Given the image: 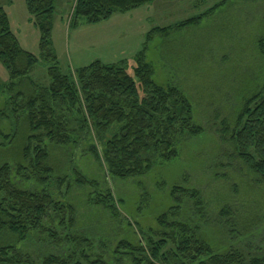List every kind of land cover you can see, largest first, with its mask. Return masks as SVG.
I'll return each instance as SVG.
<instances>
[{"label":"rangeland","instance_id":"1","mask_svg":"<svg viewBox=\"0 0 264 264\" xmlns=\"http://www.w3.org/2000/svg\"><path fill=\"white\" fill-rule=\"evenodd\" d=\"M215 3L155 0L116 12L104 25L95 27L83 18L70 25L73 0H56L52 42L63 72L71 73L95 59L104 63L124 60L132 72L136 54L145 48L154 81L164 88H178L191 104L194 122L204 129L199 136L179 140L176 159H157L149 172L128 179L109 176L89 153L90 145H100L92 131L67 146L48 143L53 178L65 176L69 180V190L64 184L59 191L56 183H51L50 191L56 199L73 205L76 230L90 238L95 253L102 252L110 264H118L112 253L118 241L138 244L142 233L159 231L157 218L164 212L170 220L196 228L219 252L231 247L249 255L264 254V184L235 157L229 140L245 100L258 91L264 94V0H230L208 13ZM0 5L21 47L38 55L39 30L30 19L25 0H0ZM199 16L193 25L175 28ZM155 27L169 30L163 33L154 31ZM99 33L104 37L97 42L94 37ZM30 77L41 86L49 83L43 63L31 70ZM8 81L0 62V84ZM14 96L15 92L0 85V144L11 141L6 136L16 128L28 134L26 124L18 126L14 121ZM14 145H0V164L21 159V149ZM76 171L94 185L77 186ZM173 186L197 191L203 214L197 212L190 198H184L179 214L171 215ZM107 187L116 200L115 215L90 202L95 192ZM31 188L42 186L33 182ZM227 207L230 215L225 218L220 211ZM34 247L28 244L24 249L33 252ZM120 264L132 262L124 258Z\"/></svg>","mask_w":264,"mask_h":264},{"label":"trees","instance_id":"2","mask_svg":"<svg viewBox=\"0 0 264 264\" xmlns=\"http://www.w3.org/2000/svg\"><path fill=\"white\" fill-rule=\"evenodd\" d=\"M55 1L25 0L30 19L39 30L38 55L21 47L11 30L8 14L0 5V62L10 80L0 85L15 92L14 121L28 128L27 135L16 128L17 131L6 136L12 140L0 144H15L21 149L20 160L0 164V264H110L102 252L95 253L90 238L76 230L73 205L56 199L50 191L51 183H56L59 191L64 184L66 191L69 190V180L65 176L53 178L55 169L49 163L48 143L67 146L92 131L100 148L90 145L89 153L102 163L109 176L128 179L149 172L157 159L163 162L176 159L181 138L204 132L194 122L187 97L176 87L164 88L154 81L152 66L145 60V48L136 54L132 72L127 70L124 60L104 63L99 59L74 68L71 73L63 72L52 42ZM153 1L75 0L70 25L77 24L81 18L95 24L116 12ZM214 1L208 13L230 0ZM199 18H189L175 28L193 25ZM153 30L166 33L169 28ZM38 63L46 66L49 77L46 86L30 77ZM223 131L225 134V128ZM229 140L235 157L264 184V94L261 91L245 100ZM74 176L79 187L94 185L78 171ZM33 182L42 188L32 189ZM170 196L174 203L171 215L179 214L184 198H190L197 212L203 214V202L197 191L173 186ZM115 201L109 187L95 192L90 199L111 215L116 214ZM220 215L228 218V207ZM157 223L160 230L142 233L143 240L138 244L125 239L118 241L112 252L114 262L120 264L126 258L132 264H264V254L249 255L243 249L231 247L219 252L196 228L170 220L167 212L157 218ZM28 244L35 245L33 252L24 249Z\"/></svg>","mask_w":264,"mask_h":264},{"label":"crops","instance_id":"3","mask_svg":"<svg viewBox=\"0 0 264 264\" xmlns=\"http://www.w3.org/2000/svg\"><path fill=\"white\" fill-rule=\"evenodd\" d=\"M74 1L73 0V4H74ZM55 5H56V1H55ZM73 6V5H72ZM71 12H72V7H71ZM109 20V18L107 20H104L103 22H98L96 24H93V25H96L95 27H99V25H104V23H106L107 21ZM104 37V35H101L100 33L95 36V40H97V42H99L102 38ZM19 42H20V39L18 38ZM53 49H54V45H53ZM54 51L56 52V50L54 49ZM57 53V52H56ZM107 63V62H106Z\"/></svg>","mask_w":264,"mask_h":264}]
</instances>
